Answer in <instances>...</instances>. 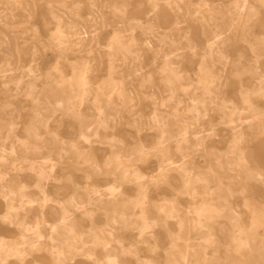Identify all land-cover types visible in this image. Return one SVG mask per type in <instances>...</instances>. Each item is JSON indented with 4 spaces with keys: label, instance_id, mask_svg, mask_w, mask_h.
<instances>
[{
    "label": "rangeland",
    "instance_id": "obj_1",
    "mask_svg": "<svg viewBox=\"0 0 264 264\" xmlns=\"http://www.w3.org/2000/svg\"><path fill=\"white\" fill-rule=\"evenodd\" d=\"M0 264H264V0H0Z\"/></svg>",
    "mask_w": 264,
    "mask_h": 264
},
{
    "label": "bare ground",
    "instance_id": "obj_2",
    "mask_svg": "<svg viewBox=\"0 0 264 264\" xmlns=\"http://www.w3.org/2000/svg\"><path fill=\"white\" fill-rule=\"evenodd\" d=\"M224 126V125H223ZM89 130V129H88ZM186 136V135H185ZM47 161V160H46ZM45 161V162H46ZM39 171H43V168L42 167H39ZM107 189H112V187L111 186H108L107 187ZM65 219H66V215L63 213L62 214V216H61V220H60V222H64L65 221ZM12 251V250H11ZM8 256V255H7Z\"/></svg>",
    "mask_w": 264,
    "mask_h": 264
}]
</instances>
